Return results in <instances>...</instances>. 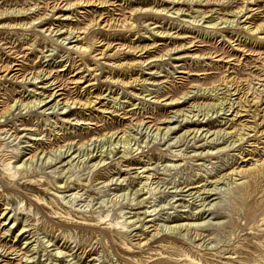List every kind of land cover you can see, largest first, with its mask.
<instances>
[{
  "label": "rangeland",
  "instance_id": "374dc122",
  "mask_svg": "<svg viewBox=\"0 0 264 264\" xmlns=\"http://www.w3.org/2000/svg\"><path fill=\"white\" fill-rule=\"evenodd\" d=\"M263 92L264 0H0V264H264Z\"/></svg>",
  "mask_w": 264,
  "mask_h": 264
},
{
  "label": "bare ground",
  "instance_id": "6f19581e",
  "mask_svg": "<svg viewBox=\"0 0 264 264\" xmlns=\"http://www.w3.org/2000/svg\"><path fill=\"white\" fill-rule=\"evenodd\" d=\"M241 9V8H240ZM73 30V29H72ZM131 47V46H130ZM82 48V49H81ZM79 49H81V50H83V51H86L87 50V48L86 47H79ZM131 49V48H130ZM133 49V48H132ZM122 64V63H121ZM14 67V66H13ZM15 69H18V68H15ZM64 69V68H63ZM62 68L60 69V70H63ZM135 81H136V79H134ZM49 81H47L46 83H48ZM131 82V81H130ZM128 84V83H127ZM228 84V83H227ZM51 86L53 85V90L55 91L54 92V94H56L55 96L57 97V96H60L61 94H63L62 92H59V90H61L62 89V87L60 86V85H57L55 82L54 83H52V81H51V84H50ZM49 85V86H50ZM233 85V84H232ZM43 88H46V87H43ZM229 89V88H228ZM250 91V90H249ZM59 92V93H58ZM264 93V92H263ZM53 95V93L51 94V96ZM49 96V95H48ZM253 98V97H252ZM257 99H258V97H256ZM36 99H37V102H38V98H34V100H32V101H30V102H32L33 104H37L35 101H36ZM53 99H55V97L53 98ZM53 99H51V100H53ZM252 100V99H251ZM258 101V100H257ZM40 102H42V100H40L39 99V102H38V104L40 103ZM67 102H69V101H67ZM79 103L80 102V104L81 105H89V104H91L92 103V101L90 100V99H87L86 101H83L82 102V100H80V99H78L77 101H71V103L70 104H76V103ZM28 104H30V103H28ZM37 104V105H38ZM69 104V105H70ZM56 106V105H55ZM64 106H66V105H64ZM29 107V106H28ZM6 112H7V110H6ZM65 112V114H68V112L69 111H64ZM89 123V122H88ZM147 127H149V125H147ZM3 129H5V128H3ZM28 129V128H27ZM159 129V128H158ZM170 129V127H168V129L167 130H169ZM8 130V129H7ZM166 133V132H165ZM110 137V136H109ZM70 149V148H69ZM61 151V150H60ZM61 153V152H60ZM101 161V160H100ZM99 163V162H98ZM262 164V163H261ZM27 165V164H26ZM255 165V164H254ZM96 166V165H95ZM262 166V165H261ZM254 167V166H253ZM258 168V167H257ZM246 170V169H245ZM250 170V169H249ZM21 171V170H20ZM20 173V172H19ZM22 174H20V175H22V176H28V173H25L24 171H22L21 172ZM15 178V177H14ZM31 181H32V179H31ZM35 181H37V180H35ZM34 182V181H33ZM37 182H39V183H41V180L40 179H38V181ZM139 189H141V188H139ZM138 189V190H139ZM37 203H38V205L40 206V207H44V206H46L47 204H48V202L45 200V199H43V198H40V197H38L37 196ZM7 208H5L4 210H3V212H2V215L4 216V218L5 219H9V218H11L10 217V215H8V213H9V211H5ZM111 224V223H110ZM111 226H113V225H111ZM183 226V224H175V225H171V226H169L171 229H179L180 227H182ZM123 228V227H122ZM24 229H22L21 230V235H23L25 232H26V230H24ZM27 242V241H26ZM2 260V259H1Z\"/></svg>",
  "mask_w": 264,
  "mask_h": 264
}]
</instances>
